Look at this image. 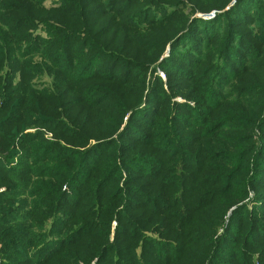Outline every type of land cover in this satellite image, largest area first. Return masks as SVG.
Segmentation results:
<instances>
[{"label": "rangeland", "instance_id": "rangeland-1", "mask_svg": "<svg viewBox=\"0 0 264 264\" xmlns=\"http://www.w3.org/2000/svg\"><path fill=\"white\" fill-rule=\"evenodd\" d=\"M61 1L30 0V3L32 8L49 10L59 7ZM236 2L109 0L110 7L106 12L116 15L115 19L107 18L103 20L104 23L101 20L96 23L105 12L96 9V16L87 19L83 27L75 31L81 36L69 38L68 42L80 45L79 60H86L92 43L105 53L101 57L96 56L92 64L89 63L91 57L89 65L80 71L77 79L87 78L81 82L82 85L91 83L93 95L100 94L96 98L93 95L87 97L94 98L89 106L99 111L106 104L110 106L107 109L112 114L116 112L114 94L125 96V92L108 79L116 78L121 82L129 79L128 85L140 86L142 95L130 103H134L133 108L144 102L145 107L133 117L130 111L126 112L118 124V131L112 134L101 131L93 135L94 128L91 129L90 125L92 131L86 136L82 135L85 133L82 126L87 122L95 124V119L79 112L81 106L77 105L80 98L77 83L72 80L68 82L67 71L62 68L55 71L54 65L42 68L45 61L48 62L45 55L49 49L44 50L46 46L42 45L50 43L55 34L47 33L41 22L35 23V29L31 28L30 33H34V39L39 38L38 45L35 43V48L30 51L26 48V52L23 50L18 57L24 67V80L29 83L32 95L39 96L40 100H30L28 106L12 111L17 116L13 120L24 117L25 123L17 124L20 130L13 141L16 155L10 161L0 162V208L5 207L7 215L6 222L1 223L8 226L2 237L8 250L14 249L16 241L15 236L8 233L28 223L29 211L23 209L14 212L20 195L4 196L8 193V179L2 172L18 162L22 154V137L36 140L37 144L42 142V137L58 144L57 152L51 151L47 155L43 151L45 165H56L58 162L73 164L69 150H85L84 153L88 151V154L83 159L85 165L81 176L74 184L69 187L67 183H62L61 190L67 194L65 201L60 195L50 196L57 185L48 177L44 181L45 187L37 188L44 191V201L48 200L50 206L53 205L58 218L54 223L51 219L46 222L45 228L51 239L47 241L49 243L44 249L47 250L41 256L43 261L36 264L49 262L66 246L88 245L86 250L101 244H105L107 249L114 247L107 253L108 260H112L113 264H162L160 261L148 263L147 258L152 251L149 246L161 244L169 250L172 241L181 242L178 256H182L181 250L186 244L190 247L191 251L183 264H200V256L204 253L207 256L209 250L211 258L203 264H210L215 258L227 263L233 246H240L241 243L249 254V264H260L259 261L264 259V230L261 227L256 231L245 230L250 220L264 224V167L259 177L252 178L254 170L258 169L255 157L264 161L260 156L264 141V0ZM122 4L131 5L124 15L132 13V23H116L115 20H120L117 15ZM16 5L11 0H0V10ZM5 14L8 15H0V30L11 20ZM193 20L198 21L196 32L173 47L171 42L175 35L183 33ZM176 22L183 25L178 26ZM67 36L69 34L66 32ZM232 38H235L233 47L239 57L233 56L228 61V71L224 76L216 77L207 92V79H204L202 89L196 92L194 87H198V80L204 77L205 71L210 70L207 76L210 80L212 78L213 56L221 52L226 41ZM228 45L230 43H226ZM63 47L66 46L63 44ZM113 54L116 57H112ZM250 56L253 57L250 62H255L254 67L244 75ZM208 57L209 63L206 62ZM116 63L121 65L112 71ZM103 66L106 67L104 70ZM5 67L6 63L1 62L0 79ZM50 72L56 75L52 77ZM21 78L17 72L13 80L2 85L4 90L17 85ZM142 80L144 90L137 84ZM17 92L10 93L8 99L14 101ZM224 98L225 101L219 103ZM198 99L203 101L198 104ZM42 104L50 106L52 110L49 113L35 111L36 106ZM259 105L261 123L255 124L252 117L257 112L253 111ZM218 111L219 114H236L239 120L226 116L225 119L233 123L221 125V119L216 120ZM69 114L71 118L68 120L66 116ZM107 116L111 117V114L107 113ZM55 117L61 118L57 122L63 123L62 128L56 127L58 124L51 125ZM127 122L131 125H127ZM104 123L105 126L109 125L106 120ZM124 128L129 129L125 132ZM112 130L115 129L112 127ZM157 132H160L161 138L157 137ZM96 134L105 135L97 139ZM78 136L83 139L78 140ZM151 136V143L145 145ZM164 138H167L166 147L162 149L158 144ZM111 141L114 144L108 146ZM101 145V148L94 149ZM7 150L0 137V155ZM250 151L252 153L245 157V153ZM236 152L240 160L235 164L230 160L234 164L231 169V165L219 160L221 155L225 158ZM67 155L70 156L68 160L61 159ZM139 155L144 158L135 159ZM111 156L119 166V172L111 182L107 181L102 186L98 183L96 189L97 201L105 198L113 209L107 211L105 217L91 206L85 208L89 200L86 196L90 191H84L95 161ZM0 159L3 158L0 156ZM82 197L83 202L80 203ZM52 198L55 202L51 201ZM43 206L46 207L43 210L48 212L46 203ZM72 209L78 212L73 221ZM53 225L55 229H52ZM227 229H230L227 235L229 241H222L219 245L220 237L226 234ZM63 232L67 233L65 237H62ZM1 248L0 244V264L12 260L3 255ZM218 248L222 253L218 252ZM25 256L23 252L14 255L16 259ZM91 258H79L81 261L78 264H84ZM29 261L27 258L17 264H28ZM97 262V257H94L90 264Z\"/></svg>", "mask_w": 264, "mask_h": 264}, {"label": "trees", "instance_id": "trees-1", "mask_svg": "<svg viewBox=\"0 0 264 264\" xmlns=\"http://www.w3.org/2000/svg\"><path fill=\"white\" fill-rule=\"evenodd\" d=\"M16 6H13L7 10H0L1 13H8L5 14L8 19H11L6 25H4V29L0 30V34L2 35L0 37V64L1 62L6 63L5 72L2 75V78L0 79V99L2 100V103H0V137L2 139L3 145L8 149L9 152L7 154L6 152H3L4 155H0L3 159H0V162L2 160L10 161L14 155H16V151H14V144L13 141H15L17 135L19 134L20 126H17V124H23L25 123L24 117L17 118L16 121L13 120V117L15 114H12V111L15 109H23L24 107L28 106L29 103L31 104L30 100H40L39 96H33L29 83L24 80V67L19 63V57L21 52L24 50L27 51L32 50L35 48V43L39 42L38 39H34V33H30V29L34 28V25L36 22H41L43 25H45V29L47 33H53L55 34V37L53 40L51 39L50 43H46L42 46H46L44 50L48 49L46 51V59L48 62L45 61V64L42 66V68H50L51 65H54V70L59 71L61 68L64 71H67L69 74L68 82L77 83L76 89H78L79 94V102H77L78 106H81L79 108V112H82L81 115L83 116H90L94 117L95 124H88L86 123L85 126H82V128L85 129V133L82 135H88L91 129L94 128L93 135L96 132L102 133H115L118 131L119 127L118 124L120 123V120L122 119V116L130 111V115L133 117L136 114L140 113L144 106V102H142L140 105L135 106L132 108L134 103V100H137L140 98L142 93L140 94V86L128 85L129 79L125 82H121V80H116V78L108 79V81L112 82L114 86H116L119 89H122L123 92H125V96H121L120 94L115 93L116 97V106L114 110L116 112L111 113V110L107 109L108 105H104L101 107V109L98 111L96 108H93L92 106H89L92 101H94V98H87L88 96L93 95V84H83L81 82H85L87 78H79V81L77 80L80 74V71L84 69V67L88 64V61L91 57H93L89 63L92 64L93 61H95L96 56L101 57V55H105L104 52L100 51L95 44L90 45V52L89 55L86 56V60H79L78 54H79V48L80 45L75 46L73 44H70L68 42L69 38L77 36H81L79 33L75 32L77 29H81L87 19L90 17L96 16V9L101 10L102 12L105 11L100 15L96 23H99L100 20L103 21L107 18L115 19L116 15L112 14V12H106V9H108L109 6V0L102 1V0H62L61 5L57 8H52L49 10L45 9H35L32 8V4L30 3V0H22V2H18V0H11ZM241 0H237L239 3ZM236 2V4H237ZM19 5V6H18ZM117 5V4H116ZM124 6L126 7L124 9ZM130 6H126L122 4L119 8L120 13L117 15L118 20H115L116 23L122 22V23H132L133 20L131 18V14L124 15L126 10H128ZM124 9V10H122ZM136 13V12H134ZM52 15V16H51ZM1 17V16H0ZM3 17V16H2ZM26 19V20H25ZM104 23V21H103ZM108 23L105 22V24ZM178 26L183 25L182 22H176ZM198 21L193 20L192 23L185 29L183 33H177L172 40L171 43H173V47H175L183 38H186L187 36H191L193 32H196ZM11 30H9V29ZM74 31V32H73ZM149 30H145L147 32ZM68 33L69 36L65 37V33ZM54 41H60L58 44H52ZM235 41V38L228 39L226 43H230V45L222 48L221 52H218L213 56L215 61L212 62V69L213 74L212 78L207 76V73L210 71H205V75L202 79L198 80V87H194L196 92L200 91L203 87V81L204 79L209 80V82L206 84L207 88H205L206 92L208 91V88L210 89L211 85L214 83L216 77H222L225 75V73L228 71V61L233 59V56L238 58L237 52L235 50V47H233V42ZM63 44L66 47H63ZM232 44V45H231ZM211 49V48H210ZM241 49V48H238ZM261 54V53H260ZM109 57V56H108ZM112 57H116L114 54ZM200 57V56H198ZM205 58V55H204ZM253 59L252 56H250V59L247 64V69L244 71V75L248 72H251L252 68L254 67L255 62H250ZM204 60V59H203ZM207 60H210L209 57L206 59V62L209 63ZM10 62V64H8ZM126 62V60L124 61ZM203 62V61H202ZM89 65V64H88ZM112 71H114L115 67L117 65H121L119 63L114 64ZM209 64H207L208 66ZM205 66V68L207 67ZM107 67H110L107 66ZM130 67V66H129ZM256 67V66H255ZM106 67L103 66L102 70H104ZM19 72L22 76L21 80L18 82L17 85L14 87L11 85L7 88V90H4L3 84H6L7 82H10L14 79L15 74ZM203 72V71H202ZM52 77L56 75L55 72H50ZM141 85V89L144 90V80L137 81V84ZM68 85V84H65ZM9 89H12L9 91ZM18 91L15 95V100L12 101L8 99L10 96V93ZM72 90H70L71 92ZM227 92V90H226ZM99 93V92H98ZM100 94H94L92 97H97ZM10 98V97H9ZM74 100L76 98L72 97ZM226 98L221 100L219 103H222L225 101ZM198 104L203 101V99H198ZM200 101V102H199ZM148 102H146V105ZM206 104V102H205ZM259 106L253 111L257 112L255 116L252 117V121L255 124L261 123V117L262 115L259 109ZM52 109L48 105H39L36 106L35 111L37 112H47L49 113ZM218 111L216 114L219 115L217 119H221V125H231L233 122L227 121L225 119L226 116H234V120H239V116L236 114H229L231 112H224L220 113ZM107 113L111 114V117L107 116ZM70 114L66 116V119H70ZM61 118H53L51 125L56 126L58 124L57 121H59ZM108 121V126H105L104 121ZM131 120V119H130ZM103 122L102 124H100ZM131 125L130 122H127V125ZM91 125V129H90ZM56 127L62 128L63 123L61 122ZM112 127L115 129L112 130ZM125 129V128H124ZM129 128L125 129V132ZM124 131V130H123ZM123 131L120 135H122ZM4 133V134H2ZM98 136V134L95 135L97 139H101L104 137ZM124 135V134H123ZM6 136V138H4ZM106 137V136H105ZM157 137H162L160 132H157ZM227 137H230L227 135ZM4 138V139H3ZM20 145L22 147V154L19 156L18 162L14 165V167L9 169H4L3 175L8 179L7 180V188L8 193H5L4 196L8 195H14L19 194L20 197L17 199L18 202L16 203V209L14 212L21 211L23 209H27L29 211L28 213V223L23 224V226H19L21 228H18L15 230H10L8 235H14L15 237V247L14 249L7 248L6 244L4 243L5 239L2 237V233L8 228V226L3 225L1 222L5 221L7 218L6 215V209L5 207L0 208V244L2 246L1 252L4 256L8 258H12V260H8L3 264H17L23 261L24 259L28 260L30 259L28 264H36L40 260L43 261V258L41 256L45 253L44 250L45 247L48 245L49 242H47L49 239H51V236H48L47 230H46V222L51 219L52 223L55 222V219L58 218V215L54 214V208L53 205L50 206L48 200L44 201L43 197V190L41 188L37 189L38 187H45L44 181L46 177L48 179H51L54 183H56L57 187L54 188L50 194L51 195H60L63 197L64 201L67 196L66 193L62 192V183H67L69 187L74 184V182L78 179L79 176H81V171L84 168V161L83 159L85 156H87L88 151L86 153L85 150L83 151H71L69 152L72 155L73 158V164H65V163H57L56 165H45L43 164V151L45 150V153L48 155L51 153V151H58L57 143L55 141H48L44 140L41 137V143L37 144L35 142L36 140H25L23 137L21 138ZM83 137L78 136V140H82ZM152 136L150 137V140L147 141L145 145H149L151 143ZM160 142L158 144L159 148L164 149L166 147V139ZM205 139V138H203ZM111 143L114 144L113 141L108 143L107 145L111 146ZM154 143H158L155 141ZM239 143V142H238ZM85 144V143H84ZM98 149L102 147L96 146ZM42 152H39L41 151ZM239 153V152H238ZM252 151L245 153V157L250 155ZM264 141H262L261 146V152L260 156L264 158ZM49 157V156H47ZM70 156H65L61 159L68 160ZM142 156H137L135 159H143ZM256 158V166L258 169L254 170L252 174V178L259 177V174L262 172L264 167V161ZM47 159V158H46ZM130 159V158H128ZM224 159V160H223ZM57 160V159H56ZM220 161H223L227 163V165L232 166L237 163L240 159L238 157L237 152L231 154L230 156H226L223 158V155L219 157ZM232 160L233 163L230 161ZM132 163V162H130ZM94 168L90 171L88 182V187L84 191H90V193L86 196V198H89L87 206L92 207L91 209L97 210L100 212V215H103L107 217V211H112L113 209L109 207V202L105 200V198H102L101 202L97 201V191L98 183L100 186L104 185L107 181H112V179L115 178V176L119 172V166L116 165L115 160L113 156L109 158H103L97 162V160L94 163ZM244 165V164H243ZM244 167V166H243ZM241 169V168H240ZM96 174V175H95ZM95 175V176H94ZM131 178V176H130ZM55 180V181H54ZM52 182V183H53ZM99 186V187H100ZM23 191V192H21ZM25 191V192H24ZM52 202H55V199L52 198ZM83 202V197L80 199V203ZM43 203H46L48 212L44 211L43 208H46L43 206ZM50 207V208H49ZM223 207V206H221ZM82 208V209H85ZM53 209V211H52ZM73 212V216L71 220L73 221V218L78 214L77 211H74L73 209L70 211ZM97 212H95V215ZM55 216V217H54ZM27 219V218H24ZM29 220H31L29 222ZM26 221V220H24ZM104 225V224H103ZM221 225V224H220ZM262 225V226H261ZM228 226V225H227ZM226 226V227H227ZM225 227V228H226ZM258 227H261L264 230V224L255 223L251 220L248 222V228L245 231H256L258 230ZM132 228V227H131ZM52 229L54 228V225L52 226ZM231 229V228H230ZM230 229L226 230V234L224 236L221 235L220 240L218 242L219 245L222 244V241H229V238H227L230 233ZM9 230V229H8ZM70 233V231H69ZM62 237H65L67 233H62ZM250 236V235H249ZM248 236V238H249ZM11 237V236H8ZM103 241V240H102ZM47 242V243H46ZM181 242L179 241H172V244L170 245L169 250H167L166 247H163L161 244L159 245H153L151 244L149 247L152 248L151 256H148V263L157 262L160 261L162 264H183L186 263V259L188 256V253L190 250V247L187 246V244L182 248V256H178L180 252V246ZM241 243L240 246L238 244H235L233 246V251L231 252V258L227 259V263H223L219 260V258H215L213 261L210 262V264H249L248 260V252L246 247L242 246ZM88 245L84 246H76L73 245L72 247L66 246L64 250H61L60 253L54 257L49 262L41 263V264H78L79 261L85 259L87 256H91L92 258L97 257L98 262L97 264H101L105 262L106 264H113L112 260H108L107 253L110 250H113L114 247H111L110 249H107L105 244L97 245L95 248H89L86 249ZM218 248V252L222 253ZM17 252H23L25 254V257L15 258L14 255ZM33 255V253H35ZM38 252L41 254H38ZM13 256H11V255ZM204 255L200 256L202 259L200 260V264H203L206 262V260L211 258L210 250L207 254V256ZM32 255V256H31ZM39 256V257H38ZM131 257V255H130ZM88 259L84 261V264H90V261L92 260ZM83 262V261H82ZM260 264H264V259L259 261ZM24 263V262H23ZM26 264V263H25Z\"/></svg>", "mask_w": 264, "mask_h": 264}]
</instances>
